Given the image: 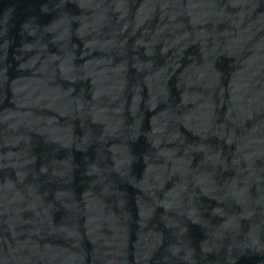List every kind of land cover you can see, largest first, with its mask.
<instances>
[{
	"label": "water",
	"instance_id": "obj_1",
	"mask_svg": "<svg viewBox=\"0 0 264 264\" xmlns=\"http://www.w3.org/2000/svg\"><path fill=\"white\" fill-rule=\"evenodd\" d=\"M0 264H240L78 0H0Z\"/></svg>",
	"mask_w": 264,
	"mask_h": 264
}]
</instances>
